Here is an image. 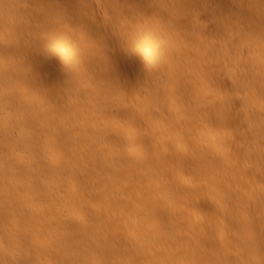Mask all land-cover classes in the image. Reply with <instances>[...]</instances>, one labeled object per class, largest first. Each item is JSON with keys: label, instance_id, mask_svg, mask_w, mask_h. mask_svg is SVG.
I'll return each instance as SVG.
<instances>
[{"label": "bare ground", "instance_id": "bare-ground-1", "mask_svg": "<svg viewBox=\"0 0 264 264\" xmlns=\"http://www.w3.org/2000/svg\"><path fill=\"white\" fill-rule=\"evenodd\" d=\"M0 264H264V0H0Z\"/></svg>", "mask_w": 264, "mask_h": 264}, {"label": "rangeland", "instance_id": "rangeland-1", "mask_svg": "<svg viewBox=\"0 0 264 264\" xmlns=\"http://www.w3.org/2000/svg\"><path fill=\"white\" fill-rule=\"evenodd\" d=\"M84 232H87V233H84ZM91 232V230H89V231H83V232H81V235H93L92 233H90ZM90 233V234H89ZM88 237H91V236H88Z\"/></svg>", "mask_w": 264, "mask_h": 264}]
</instances>
